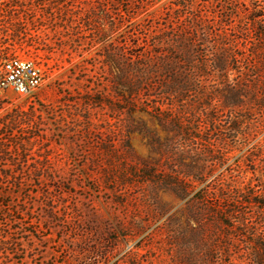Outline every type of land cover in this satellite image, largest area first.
Here are the masks:
<instances>
[{
  "label": "rangeland",
  "instance_id": "1",
  "mask_svg": "<svg viewBox=\"0 0 264 264\" xmlns=\"http://www.w3.org/2000/svg\"><path fill=\"white\" fill-rule=\"evenodd\" d=\"M256 16L264 29V0H0V77L13 58L33 59L46 77L31 95L0 90V264H168L163 250L180 249L186 200L161 181L196 160L209 184L247 141L239 134L225 149L223 117L204 134L208 147L172 151L175 132L146 113L119 112L123 103L108 106L112 57L180 35L210 49L226 34L254 60L261 89Z\"/></svg>",
  "mask_w": 264,
  "mask_h": 264
},
{
  "label": "trees",
  "instance_id": "2",
  "mask_svg": "<svg viewBox=\"0 0 264 264\" xmlns=\"http://www.w3.org/2000/svg\"><path fill=\"white\" fill-rule=\"evenodd\" d=\"M260 18H251V24L262 39ZM214 38L210 49L202 50L193 39L180 35L167 45L163 41L146 45L147 50H136L129 58L112 57V95L107 104L115 109L123 103L121 113L129 109L131 114H148L181 137L178 145L170 146L180 152L179 143L208 147L204 134L216 131L221 118H229L228 135L221 138L225 149L239 134L247 143L242 156L220 177L205 184L208 175L194 160L182 174L161 181L186 200V212L177 218L180 249H164L163 254L170 258L168 264H264V180L260 179L264 174V82L260 89L256 64L236 41L226 34ZM258 52L252 53L256 60ZM205 53L215 57L209 59ZM144 134L151 145L159 141L152 133ZM213 153L211 147L205 148L208 159L219 161ZM232 158L226 155L227 160Z\"/></svg>",
  "mask_w": 264,
  "mask_h": 264
},
{
  "label": "built area",
  "instance_id": "3",
  "mask_svg": "<svg viewBox=\"0 0 264 264\" xmlns=\"http://www.w3.org/2000/svg\"><path fill=\"white\" fill-rule=\"evenodd\" d=\"M42 66L31 58H13L4 62L0 77L1 91H15L19 95L35 93L45 82Z\"/></svg>",
  "mask_w": 264,
  "mask_h": 264
}]
</instances>
